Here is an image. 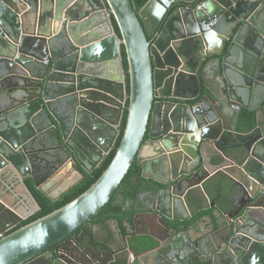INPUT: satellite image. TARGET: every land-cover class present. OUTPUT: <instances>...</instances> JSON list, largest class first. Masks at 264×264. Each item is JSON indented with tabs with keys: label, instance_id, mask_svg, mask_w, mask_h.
<instances>
[{
	"label": "water",
	"instance_id": "95a60500",
	"mask_svg": "<svg viewBox=\"0 0 264 264\" xmlns=\"http://www.w3.org/2000/svg\"><path fill=\"white\" fill-rule=\"evenodd\" d=\"M263 103L264 0H0V264H62L47 252L121 199L133 162L152 198L129 207L133 223L163 228L141 234L156 243L154 264H264ZM125 109L100 177L12 231L40 209L31 190L54 203L100 165ZM241 110L255 114L245 134ZM215 173L233 197L211 203L214 229L169 237L170 222L207 209L196 210V190L206 195ZM147 254L128 246L96 264H147Z\"/></svg>",
	"mask_w": 264,
	"mask_h": 264
},
{
	"label": "trees",
	"instance_id": "16d2710c",
	"mask_svg": "<svg viewBox=\"0 0 264 264\" xmlns=\"http://www.w3.org/2000/svg\"><path fill=\"white\" fill-rule=\"evenodd\" d=\"M112 26L114 28V31L118 37L119 31L116 26V23L113 18H111ZM120 55L122 58V65H123V70L125 73H127V63H126V57H125V52L124 48L121 46L120 47ZM125 86H126V94L128 95L129 93V79L128 75L126 74V79H125ZM126 107L128 105V101H126ZM126 116H127V111L126 109L123 111L122 118L120 121V125L118 127V136L117 139L114 143V147L112 150L109 152L108 155L105 156L103 161L100 163V165L90 174H85V178L83 181H81L77 186H75L72 190H70L68 193H66L63 197H61L58 201L56 202H50L48 200H45L44 203H40L41 205V210L35 214L34 216L30 217L26 221H24L22 224L17 226L15 229L12 231L27 225L41 217H44L56 209H59L66 205L67 203L71 202L75 198H77L79 195H81L83 192H85L103 173V171L106 169V167L109 165L110 161L112 160L115 151L119 145L124 127H125V122H126ZM255 125V114L254 112H249L247 110H241L238 118V122L236 125V132L240 134H245L250 132ZM147 186V181L144 180L141 176V168L140 166L136 163L133 162L131 165L128 173L120 183L117 191L121 195V200L118 203H115L113 199H111L101 210L100 212L92 219L91 225H101V226H106L107 222L109 221H114L117 223V226L119 228L120 234L122 237L130 236V247L132 250L135 252L143 253L145 251L151 250L156 247L155 241L148 237V236H140L137 237L134 235L133 230V219L134 216L137 213V210L134 208H129L128 205L125 206V202H133L137 199L138 195L145 191ZM205 190L208 191V188L206 185L204 186ZM213 209L203 211V212H198L196 216H194L192 219H190L187 222L181 223H171V228L178 230H183V231H190L191 229H196L198 228V223L203 217H208L212 221H215V218L212 216L213 214Z\"/></svg>",
	"mask_w": 264,
	"mask_h": 264
},
{
	"label": "flooded vegetation",
	"instance_id": "af4514ba",
	"mask_svg": "<svg viewBox=\"0 0 264 264\" xmlns=\"http://www.w3.org/2000/svg\"><path fill=\"white\" fill-rule=\"evenodd\" d=\"M148 41H150V43H151L152 38H148ZM262 106H264V103L262 104ZM148 183L149 182L147 181V184ZM149 190H150V188L147 189V186H146L145 191L141 192L138 195V197H137V199L135 201H133V202H125L126 203L125 206H127V205H129V203H131V204H133L132 206H134L135 209L140 210L142 207H138L136 202H137L139 197H141L142 199H144L143 198L144 196H149L150 197ZM31 191H32L33 196L35 197L37 203H38L39 208H40L38 210V212H39L41 210V205H40L39 201L41 203H44V201L47 200V199L44 198L42 195H40L38 192H36L34 190H31ZM4 200L7 201V199L5 197H4ZM120 200L118 202H120ZM118 202H115V203H118ZM132 206H128V207H132ZM142 210L144 211L145 209H142ZM192 218L193 217H191L190 219H192ZM208 219L212 223V220L210 218H208ZM93 226L94 225H91L90 223L85 225L82 228V237H80L81 230H78V231L74 232L70 236V238H71L70 243L65 246V249L62 248L56 254L54 253V247H52L47 252L48 254L49 253L53 254L52 255V262L57 261L58 263H62V264H89V263L96 264V262H98V261H106V262L109 261V259H110V256L108 255L109 251H111L112 254L115 255L116 253H120L121 251L126 249L124 247V248L120 249L119 251L114 252L113 249H112V245L115 243V239L112 238L110 236V234L108 233V235L105 236V238L103 240H100L98 238L96 232L93 231ZM197 230H199V226H198ZM201 230H203V229H201ZM182 231L183 230H178V231H175V232H171L169 234V237L170 236H174V235H176V234H178L179 232H182ZM152 232L153 233L155 232L154 234H156L157 236H160V237L163 236V228H161L159 230V232L158 231H154V230H152ZM187 232L189 233V236H190V234L196 235V229H191L190 231H187ZM135 233H136L135 234V236H136L138 234L141 235V234H144L146 232L142 231V230H139V231L137 230ZM74 237H77V239H75ZM190 238H191L192 241L194 240V238H192L191 236H190ZM129 241H130V236H129L128 242ZM129 249H131V247ZM149 251L150 250L145 251L143 253H139V254L150 253ZM122 256L125 259L127 257L128 258L130 257L127 254H124ZM156 260H157V258H155L154 263L156 262Z\"/></svg>",
	"mask_w": 264,
	"mask_h": 264
},
{
	"label": "crops",
	"instance_id": "0c3cea01",
	"mask_svg": "<svg viewBox=\"0 0 264 264\" xmlns=\"http://www.w3.org/2000/svg\"><path fill=\"white\" fill-rule=\"evenodd\" d=\"M231 138H232L231 140L235 141V143L241 142V140L239 138H236L233 135L231 136ZM227 150H230V149L227 148ZM221 180H224L223 176H221L219 173H215V174L211 175L210 178L206 181V184L203 185V188H205L204 187L205 185L208 188V191L205 190L206 195H204L202 190H200V189L196 190V199L198 201V203H196V210L199 207L207 208L204 211L210 210L211 209V203L213 201L217 200L218 194H220L222 197H230V198L233 197V191H232V193L230 192L231 189L229 188V185H228L229 181L227 184L228 186L227 185L222 186V189H218V185H219ZM224 181L227 182V180H224ZM143 198L144 199L139 197L136 203H137L138 207H142L141 209H147L151 205L152 198L149 196H144ZM224 204H225V206H227L226 202ZM132 205L133 204L129 203L128 206H132ZM191 208L194 210L195 206L191 205ZM200 212H203V211H200ZM213 215H215L216 217L218 216V214L214 211H213ZM148 223L151 224V228L154 231L159 232V230L162 228L159 221L156 219L151 218ZM148 223L145 222V220L143 218L138 219L136 224L133 223V230L132 231L134 232V235L136 234L135 232L137 230L138 231L142 230V231H145L147 233L149 231L148 225H147ZM213 225L214 224L209 221L208 217H203L198 223L199 229H203V230H205V232H211L214 229ZM93 231L96 232V234L100 240H103L105 238V236H107L109 233L110 236L115 239V243L112 245V249L114 252H117L124 247L127 248L129 246V248H130V245L128 242L129 236L122 237V235L120 234L119 228L117 226V223L114 221L107 222L106 226L94 225ZM136 236L140 237L139 234ZM190 236L192 238L196 237V235H193V234H190ZM144 257H146L145 262L147 264H154V260H155V258H157L156 254H151V253L150 254L148 253L147 256H144Z\"/></svg>",
	"mask_w": 264,
	"mask_h": 264
}]
</instances>
